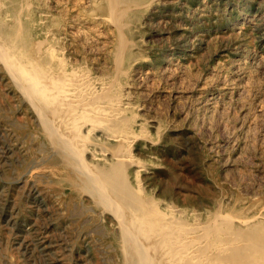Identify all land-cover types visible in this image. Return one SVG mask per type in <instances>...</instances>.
<instances>
[{
  "label": "rangeland",
  "instance_id": "1",
  "mask_svg": "<svg viewBox=\"0 0 264 264\" xmlns=\"http://www.w3.org/2000/svg\"><path fill=\"white\" fill-rule=\"evenodd\" d=\"M3 2L0 30L20 27L24 46L53 31L77 68L132 83L149 124L133 151L142 192L129 168L120 177L128 202L248 221L264 209V0ZM117 56L126 74H115ZM2 66L0 264H128L115 218L85 194L92 186L48 143Z\"/></svg>",
  "mask_w": 264,
  "mask_h": 264
},
{
  "label": "bare ground",
  "instance_id": "2",
  "mask_svg": "<svg viewBox=\"0 0 264 264\" xmlns=\"http://www.w3.org/2000/svg\"><path fill=\"white\" fill-rule=\"evenodd\" d=\"M3 3L0 0V8ZM259 8L262 11L264 4ZM7 20V11L0 13V22ZM16 23L20 25L19 20ZM17 32L20 27L13 35L0 30V62L39 115L48 143L64 160L70 159L77 176L92 186L83 190L85 194L102 207L101 212L115 218L128 264H264L262 208L248 221L221 212L186 213L170 205L164 211L158 205L128 202L120 177L129 168L128 179L142 192V164L133 151L149 124L130 96L132 83L117 82L113 76L114 81H108L77 68L50 43L55 39L53 31L33 32L37 41L28 46ZM122 49L121 45L119 54ZM119 57L117 76L126 74ZM183 216L188 221L178 220Z\"/></svg>",
  "mask_w": 264,
  "mask_h": 264
}]
</instances>
